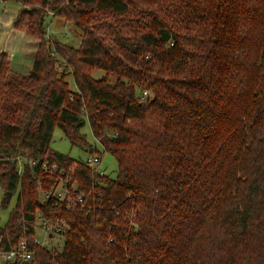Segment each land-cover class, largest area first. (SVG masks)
Returning a JSON list of instances; mask_svg holds the SVG:
<instances>
[{
    "label": "trees",
    "instance_id": "16d2710c",
    "mask_svg": "<svg viewBox=\"0 0 264 264\" xmlns=\"http://www.w3.org/2000/svg\"><path fill=\"white\" fill-rule=\"evenodd\" d=\"M14 1L39 42L27 75L0 53L2 205L19 191L1 247L41 211L67 222L64 245L24 264H264V0ZM56 17L77 47L48 36ZM86 121L115 178L52 149L60 129L101 155ZM18 157L57 162L85 206L42 203L51 182Z\"/></svg>",
    "mask_w": 264,
    "mask_h": 264
},
{
    "label": "built area",
    "instance_id": "2783aa9c",
    "mask_svg": "<svg viewBox=\"0 0 264 264\" xmlns=\"http://www.w3.org/2000/svg\"><path fill=\"white\" fill-rule=\"evenodd\" d=\"M1 1V0H0ZM17 170L19 175L25 172V164H29L32 169L35 168V173L44 174V176L51 182L49 188L43 187V182H40L39 196L42 203H51L53 206H60L67 211H75L77 208L85 206L83 194L79 193L78 185L72 180L67 172L62 169L57 162L50 161H27L24 157H18ZM87 165L100 178H105L106 173L100 169L101 158L99 156H92L86 161ZM38 174V175H39ZM36 221L34 224V237L29 239L27 236L21 237L15 245L7 248L1 247L0 243V264L14 263V262H29L33 260L35 255V247L55 248L52 241L57 237H64L67 222L64 220H57L52 222L41 211L36 213ZM38 232L43 235L41 239ZM1 242V241H0Z\"/></svg>",
    "mask_w": 264,
    "mask_h": 264
},
{
    "label": "rangeland",
    "instance_id": "374dc122",
    "mask_svg": "<svg viewBox=\"0 0 264 264\" xmlns=\"http://www.w3.org/2000/svg\"><path fill=\"white\" fill-rule=\"evenodd\" d=\"M22 6L20 3L14 1V0H1L0 1V12H8L10 14L17 15L21 11ZM59 22L51 24L50 26V18H48V32L52 39H56L57 41L64 42L66 44H70L73 47H77L80 42V31L76 29V27L71 23H65L64 20L58 18ZM63 23V25H62ZM15 26V25H14ZM48 34V33H47ZM33 39L37 40L33 37ZM33 50L30 54H21L17 52L13 57H11V63L12 65L18 70L27 72L32 61L30 58V55L32 54ZM29 74V73H28ZM105 73L99 71L93 74L94 78L99 79L101 78ZM27 75V74H26ZM67 81L70 84L71 89L75 88V84L73 81L72 76H67ZM76 89V88H75ZM83 133H85L87 141L97 147L99 150L102 151L100 154H90L88 150L81 149L78 147H72L69 143V141L64 137L62 131L59 129H56L53 136L52 141V149L56 152H59L63 155L70 156L71 158L75 160H81L83 162L88 161V159L92 156H99L101 158V166L100 169L106 173L107 176L111 178H115L117 175V161L116 159L110 154V153H104L102 146L94 139L91 128L89 125V121H86V125L82 129ZM5 189L3 185L0 183V227H5L7 224V221L11 212L15 208V205L17 203V198L19 191L14 193L12 198L10 199L7 206L2 205V201L5 196ZM38 235L41 239H43V235L38 232ZM52 245L55 246L56 249H62L64 245V237H57L52 241Z\"/></svg>",
    "mask_w": 264,
    "mask_h": 264
},
{
    "label": "clouds",
    "instance_id": "9594fccd",
    "mask_svg": "<svg viewBox=\"0 0 264 264\" xmlns=\"http://www.w3.org/2000/svg\"><path fill=\"white\" fill-rule=\"evenodd\" d=\"M17 19V15L0 12V53L6 52L8 58L17 52L30 54L37 43L27 26H14Z\"/></svg>",
    "mask_w": 264,
    "mask_h": 264
},
{
    "label": "crops",
    "instance_id": "0c3cea01",
    "mask_svg": "<svg viewBox=\"0 0 264 264\" xmlns=\"http://www.w3.org/2000/svg\"><path fill=\"white\" fill-rule=\"evenodd\" d=\"M58 18L56 17V18H52L51 20H50V26H51V24L52 23H54L55 21H56V23L57 22H59L58 20H57ZM62 25H63V23H62ZM37 41V43L35 44V46H34V51L32 52V54L30 55V58H31V61H32V63H31V65H30V67H29V69H28V71L27 72H24V71H21V70H18L17 68H16V70H15V67L12 65V63H11V58H9L10 59V63H11V67H12V69L13 70H15L17 73H20V74H24V75H26V74H28L30 71H31V68H32V66H33V63H34V58H35V56H34V53L36 52V49H37V44H38V40H36ZM80 43V42H79Z\"/></svg>",
    "mask_w": 264,
    "mask_h": 264
}]
</instances>
